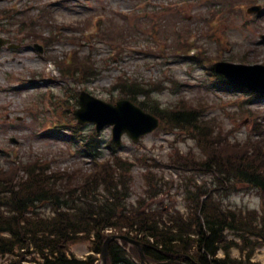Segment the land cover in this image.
<instances>
[{"label":"rangeland","instance_id":"1","mask_svg":"<svg viewBox=\"0 0 264 264\" xmlns=\"http://www.w3.org/2000/svg\"><path fill=\"white\" fill-rule=\"evenodd\" d=\"M256 6L259 12H248ZM98 17L105 19L97 26L100 35H95L91 21ZM1 37L20 45L0 48L3 178L11 179L9 175H19L27 163L39 162L53 165L58 175L74 176L80 185L93 163L75 140L79 134L90 135L95 126L77 128L74 112L79 108V94L86 91L116 104L123 99L116 83L126 78L146 84L151 98L164 108L200 109L217 145L240 149L253 145L264 160V96L228 86L211 70L218 61L264 65V0H0ZM36 43L44 47L41 52ZM193 47L200 51H184ZM76 57L79 66L93 67L94 76L84 77V70H76L80 71L78 80L64 74ZM189 57H196L195 63ZM73 121L74 125L69 124ZM169 129H158L138 145L125 137L117 155L135 164L130 204L145 197L144 177L159 175L170 199L165 194L151 201L154 209L167 206L170 212L187 215V185L212 182V177L187 176L176 169L181 157L197 161L205 153L189 133ZM100 136L105 145L103 158L110 159L107 146L112 143V128ZM226 195L223 201L237 210L264 211L262 191L238 184ZM45 213L51 214L50 210ZM90 247V242H78L70 246V253L86 259L92 255ZM131 247L133 254L137 248ZM248 254L238 247L231 250L234 258ZM97 258L104 264L100 255ZM252 261L264 264V247L254 252ZM25 262L36 264L30 258Z\"/></svg>","mask_w":264,"mask_h":264},{"label":"trees","instance_id":"2","mask_svg":"<svg viewBox=\"0 0 264 264\" xmlns=\"http://www.w3.org/2000/svg\"><path fill=\"white\" fill-rule=\"evenodd\" d=\"M77 57L64 68V74L78 80L80 71L76 70H84V77L94 76L90 71L93 67L88 63L79 66ZM115 88L162 123L189 133L205 157L197 161L181 157L176 169L187 176H211L212 182L197 185L192 181L191 187L187 185V215L178 210L170 212L167 206L154 209L151 201L165 194L170 199L159 175L144 177L145 197L130 204L135 164L118 156L114 146L109 147L111 158H103L104 141L94 130L87 137L79 134L88 139L85 154L93 163L80 185L75 184L74 176L58 175L53 165L39 162L27 163L19 175H9L11 179L0 176V260L23 264L31 257L36 264H99L97 255L102 254L110 236L107 231H114L142 242L152 263L260 264L252 257L264 247V211L237 210L221 198L238 184L264 192V160L252 149L255 146L240 149L217 145L200 109L164 108L151 98V89L141 81L120 79ZM82 241L91 243L95 255L83 260L70 253V246ZM126 247L125 242L111 241L108 264H139L138 251L132 250L133 257ZM235 247L249 254L234 258L231 250Z\"/></svg>","mask_w":264,"mask_h":264},{"label":"water","instance_id":"3","mask_svg":"<svg viewBox=\"0 0 264 264\" xmlns=\"http://www.w3.org/2000/svg\"><path fill=\"white\" fill-rule=\"evenodd\" d=\"M259 10L260 8L250 9L251 12ZM7 42L0 39V48ZM10 47L13 48L14 46ZM214 69L224 75L232 84L264 95V66H246L222 62L216 64ZM79 104L80 108L75 112L79 123L82 125L95 124L98 133L109 126H113V141L117 146L122 144V138L125 135L131 138L134 143H139L142 137L154 132L160 125L159 119L144 112L129 100H122L113 105L83 92ZM111 240H125L134 244L140 250L143 264H150L146 263V258L140 249V243L126 236H112L107 239L103 249L104 264H106L107 247Z\"/></svg>","mask_w":264,"mask_h":264}]
</instances>
